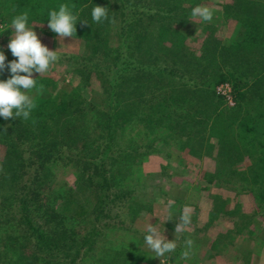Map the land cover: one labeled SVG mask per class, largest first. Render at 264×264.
<instances>
[{
  "label": "trees",
  "instance_id": "obj_1",
  "mask_svg": "<svg viewBox=\"0 0 264 264\" xmlns=\"http://www.w3.org/2000/svg\"><path fill=\"white\" fill-rule=\"evenodd\" d=\"M7 1L8 8L0 20L8 16L11 21L26 11L28 25L37 23L47 28L49 11H58L60 4L75 5L73 12L88 20L87 24L77 21L75 38L84 43L93 58L111 59L113 52L115 57L111 67L105 68V75L112 81L105 109L84 103L77 88L56 90V82L37 76L33 79L42 99H34L30 118H13L4 129L5 123L0 122L5 139L0 141H7L8 146L0 162V264H136L140 252L135 244L113 247L102 235L103 230L114 228L107 221L111 220L109 215L128 202L132 183L138 180L140 173L133 167L139 162L132 154L138 158L145 154L136 147V140L147 132L149 136L162 132V136L166 131L169 137L178 139L179 150L190 149L196 154L195 147L201 145L196 138L203 134H194L197 106L201 104L206 108L215 105L210 116L205 112V120L211 118L209 130L215 141L209 146L219 149L220 171L229 172L240 156L253 154L246 175L237 174L251 184L249 191L256 208L264 212V0H239L236 12L242 17L243 40L223 44L208 36L199 52L191 50L181 30L189 28L191 6L199 0H143L147 5L144 10L130 0ZM94 6L108 7L110 19L93 23ZM114 38L116 48H112ZM9 62L6 58V67ZM75 69L83 75L81 67ZM185 75L189 79L181 83ZM9 78L10 72L3 77L4 81ZM226 80L232 84L236 106L219 111L213 88ZM40 86L43 91H39ZM151 86L147 108L138 114L135 107L144 96L140 90L148 91ZM241 110L245 111L239 115ZM118 132L123 139L121 146ZM22 140L60 145L67 150L69 165L76 167V177L82 184L89 187L95 182L97 202L89 215L65 218L57 211L56 201L65 200L71 189L50 179L48 168L43 169L42 176L35 170L22 183L28 168L22 151L17 149L16 143ZM147 141L152 145L153 139ZM61 153L52 159V166L64 160ZM109 160L113 162L110 167ZM59 219L60 225L56 224ZM40 220L46 226L40 225Z\"/></svg>",
  "mask_w": 264,
  "mask_h": 264
},
{
  "label": "rangeland",
  "instance_id": "obj_2",
  "mask_svg": "<svg viewBox=\"0 0 264 264\" xmlns=\"http://www.w3.org/2000/svg\"><path fill=\"white\" fill-rule=\"evenodd\" d=\"M130 3L138 6L139 10L147 8L143 0H130ZM239 3V0H199L197 5L191 6V10L199 5L209 7L214 11L211 22H204L192 16L189 28H181L187 36V44L191 50L199 52L203 40L208 36L223 44L243 40L245 35L241 27L242 17L236 12ZM7 8L8 1L0 0V15L4 14ZM8 18L7 16L5 20H0V32L8 28L0 33V51H3L7 60L10 58L13 61L10 57L13 55L7 45L11 36H14V31L10 29L11 21ZM28 27H33L42 45L48 47L49 50H57L60 56L59 61L47 73L40 75L33 72L32 78L38 76L52 80L56 82V90L69 92L77 88L84 103H93L105 109L109 104L107 92L109 93L111 88L108 85L112 82L109 76L105 75V68L111 67L115 53L113 52L112 57H109L111 59L93 58L89 54V49L78 38H60L46 26L37 23L28 25ZM116 43L117 40L114 38L112 48L117 47ZM15 59L17 58L14 57ZM76 67L83 69V75L80 76L76 72ZM115 67L119 68V65ZM9 72L7 67L0 71V81H4L3 77H7ZM99 72H104V75H100ZM114 72L112 71L111 75H114ZM187 79L189 76L185 75L180 82L184 83ZM189 83L192 84L194 81L189 80ZM150 89L153 87L151 86L148 91L140 90L144 96L140 98L141 102L135 107L138 114L147 108ZM213 91L214 96L219 99V101L216 99V108L219 111L220 109L224 111L234 109L236 99L229 80L214 85ZM31 95L34 99L40 98L36 90H33ZM197 108L198 124L194 126V134L200 131L203 134H200L202 137L193 136L201 141V145L195 147L196 154H192L190 149L179 150L178 139L169 137L166 131L162 136L160 134L162 132L158 135L150 134V136L147 132L144 138L136 140L138 144L136 147L145 154L140 158L136 153L132 154L134 161L139 162L133 167L140 173L138 180L132 183L133 192L124 205L125 207L118 206L109 215L111 220L107 221L111 227L114 225V228L103 230L102 235L113 247L119 248L121 244L125 246L135 244L140 252V258L136 264H264V212L256 208L249 191L251 184L243 182L241 176L237 174L245 173L246 175L249 162L253 160V154L250 155L251 157L249 154H244L234 165H230L229 172H233L234 175L220 171L218 167L222 165V159L217 155L219 149L209 146L215 141L209 130L211 118L205 120V112L210 116L215 105L213 107L211 103L209 108H206L201 104ZM244 111L241 110L239 115H242ZM10 120L0 117V122L5 123L2 129L8 126L7 123ZM117 135L119 136L117 143L121 146L123 144L121 143L123 139L120 138L121 133L118 132ZM0 138L2 141L5 140L1 133ZM149 139H153L152 145L147 144ZM6 142L3 144L0 141V162L8 150ZM16 144L18 151H22L28 163L27 174L23 176L22 183L27 182L35 170L42 176L43 169L48 168L52 174L50 179L62 182L71 189L70 195L65 200L56 201L57 211L65 218L75 219H82L90 214L97 202L95 182L89 187L82 184L76 177V174L78 175L76 167L69 165L65 154L67 150L63 146L44 144L37 140L31 142L22 140ZM60 151L63 153L61 154L64 160L52 166V159ZM72 152L76 154L75 150ZM107 164L110 167L113 162L109 160ZM129 201L133 208L127 207ZM185 207L191 210V222L182 232H175L176 223L180 222V216ZM60 223L61 219L56 221V224L60 225ZM149 223L155 224L158 230L163 231L162 234L166 241H175L177 247L173 253L161 258L154 257L155 254L144 241L146 227ZM39 224L46 226V222L42 220ZM130 237H135L132 243L129 242ZM188 240L192 241L191 246L187 244ZM185 252H188L187 258L183 255Z\"/></svg>",
  "mask_w": 264,
  "mask_h": 264
},
{
  "label": "clouds",
  "instance_id": "obj_3",
  "mask_svg": "<svg viewBox=\"0 0 264 264\" xmlns=\"http://www.w3.org/2000/svg\"><path fill=\"white\" fill-rule=\"evenodd\" d=\"M74 7L75 5L60 4L58 11L51 10L48 13V28L60 38L76 37L77 21L84 24L88 23V20L80 19L73 12ZM108 12V7L94 6L91 10V21L100 24L109 20ZM191 15L204 22H211L214 11L209 7L198 5L192 9ZM28 20L29 13L25 11L16 15L10 24L14 36L12 35L9 39L7 47L17 59L7 64L11 78L0 81V117L5 120L13 118L28 120L30 118L35 107L31 92L37 89V80L32 78L33 72L40 75L45 74L60 59L57 50L52 51L42 45L33 27H28ZM5 61L6 57L3 51H0V71L6 67ZM39 91H43L42 86H40ZM169 215L171 216V213ZM190 222L191 210L185 207L180 216V222L176 223L175 232H182ZM162 233L163 231L158 230L155 224L149 223L146 227L144 241L156 258L173 253L177 247L174 240L166 241ZM187 244L191 246L192 241L188 240ZM183 255L187 258L188 252Z\"/></svg>",
  "mask_w": 264,
  "mask_h": 264
}]
</instances>
